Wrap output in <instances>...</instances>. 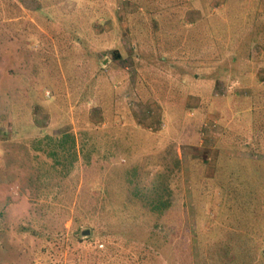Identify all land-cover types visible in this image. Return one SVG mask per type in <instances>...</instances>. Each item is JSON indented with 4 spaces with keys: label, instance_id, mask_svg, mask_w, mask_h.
I'll list each match as a JSON object with an SVG mask.
<instances>
[{
    "label": "rangeland",
    "instance_id": "obj_1",
    "mask_svg": "<svg viewBox=\"0 0 264 264\" xmlns=\"http://www.w3.org/2000/svg\"><path fill=\"white\" fill-rule=\"evenodd\" d=\"M0 264H264V0H0Z\"/></svg>",
    "mask_w": 264,
    "mask_h": 264
},
{
    "label": "water",
    "instance_id": "obj_2",
    "mask_svg": "<svg viewBox=\"0 0 264 264\" xmlns=\"http://www.w3.org/2000/svg\"><path fill=\"white\" fill-rule=\"evenodd\" d=\"M89 233V231H84L83 232V235H86V234H88Z\"/></svg>",
    "mask_w": 264,
    "mask_h": 264
}]
</instances>
